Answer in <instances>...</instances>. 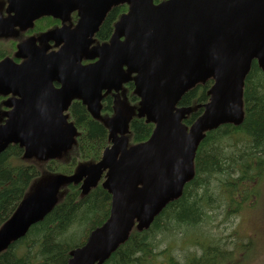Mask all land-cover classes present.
<instances>
[{
    "label": "water",
    "instance_id": "1",
    "mask_svg": "<svg viewBox=\"0 0 264 264\" xmlns=\"http://www.w3.org/2000/svg\"><path fill=\"white\" fill-rule=\"evenodd\" d=\"M121 5L128 12L110 41L94 45L109 12ZM8 11L13 15L0 20V36L32 28L45 16L64 24L77 12L79 20L42 37V44L61 45L58 51L48 55L49 47L38 48L31 38L15 55L22 63L0 62V95H12L0 124V154L19 145L26 160L63 159L79 136L65 114L75 100L107 128L110 145L100 161L80 163L70 176L35 182L0 228V254L53 211L63 189L79 185L86 196L101 183L112 198L110 216L70 252L67 264H105L134 228L148 230L182 197L206 134L243 123L246 78L255 61L264 72V0H9ZM209 80V101L187 126L184 121L201 106L179 103ZM130 82L137 106L126 95ZM110 93L113 115L103 117L102 101ZM134 117L154 130L147 141L130 145Z\"/></svg>",
    "mask_w": 264,
    "mask_h": 264
},
{
    "label": "trees",
    "instance_id": "2",
    "mask_svg": "<svg viewBox=\"0 0 264 264\" xmlns=\"http://www.w3.org/2000/svg\"><path fill=\"white\" fill-rule=\"evenodd\" d=\"M165 0H154L156 4ZM127 6L114 8L96 35L108 42L115 23ZM49 21V20H45ZM213 80L197 85L180 101V107L201 106L185 124L202 115ZM127 97L136 105L134 85H126ZM244 121L240 126L224 125L208 132L195 158V177L186 184L180 199L171 202L148 230L134 229L105 264H253L264 253V72L255 61L244 87ZM113 98L103 101L102 113L111 115ZM70 120L79 137L63 160L41 163L25 160L24 149L10 145L0 154V228L13 215L33 184L56 173L71 175L79 163L101 159L109 146L108 130L92 118L81 102H73ZM154 125L134 118L130 144L147 141ZM112 198L101 185L81 196L79 186L70 185L59 203L26 236L0 254V264H67L70 252L82 247L92 231L110 216ZM237 216L242 226L230 235L221 227ZM219 217H223L222 220Z\"/></svg>",
    "mask_w": 264,
    "mask_h": 264
},
{
    "label": "flooded vegetation",
    "instance_id": "3",
    "mask_svg": "<svg viewBox=\"0 0 264 264\" xmlns=\"http://www.w3.org/2000/svg\"><path fill=\"white\" fill-rule=\"evenodd\" d=\"M9 0H0V20H8L10 16L9 11ZM78 16L77 13L72 14V21L65 23L68 26H74L77 22ZM49 20V21H45ZM62 26V22L59 19H54L52 17H43L37 20L32 28L22 30L20 27H16L12 29L11 32L8 31L7 35L0 36V62L6 59H11L13 62L20 64L23 60L16 58V53L18 51V47L26 42L27 40L33 38L34 45L38 48H47V54H51L52 52H56L59 50L61 45H58L55 41H50L47 45L42 44L41 39L49 31L60 28ZM89 63V62H85ZM55 87H60L59 84H55ZM113 98V94L108 95ZM12 98V95L3 96L0 95V124H3L6 120L4 114L8 112L10 109L5 106V102H8L9 99ZM72 107V105H71ZM71 107L69 109V114L71 113ZM71 115V114H70Z\"/></svg>",
    "mask_w": 264,
    "mask_h": 264
},
{
    "label": "rangeland",
    "instance_id": "4",
    "mask_svg": "<svg viewBox=\"0 0 264 264\" xmlns=\"http://www.w3.org/2000/svg\"><path fill=\"white\" fill-rule=\"evenodd\" d=\"M261 216H262V219H259V221L257 222L260 223V225L263 228V244H264V215H261ZM219 219L222 220L223 217H219ZM246 220L248 221L249 219H246ZM246 220H245V217L237 216L236 218L233 219V224H232L233 227L224 228L225 226H230L231 224V223L230 224L226 223L221 227L220 232L222 233V235L226 236V235L232 234L233 230L237 229L240 226L247 229ZM253 264H264V253L260 256L258 261Z\"/></svg>",
    "mask_w": 264,
    "mask_h": 264
}]
</instances>
